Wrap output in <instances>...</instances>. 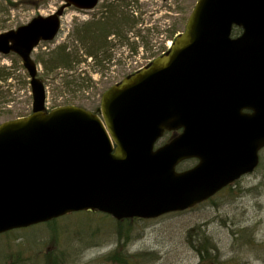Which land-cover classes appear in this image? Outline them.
Wrapping results in <instances>:
<instances>
[{
    "label": "water",
    "instance_id": "obj_1",
    "mask_svg": "<svg viewBox=\"0 0 264 264\" xmlns=\"http://www.w3.org/2000/svg\"><path fill=\"white\" fill-rule=\"evenodd\" d=\"M66 1L92 10L100 0ZM62 15L0 34V54L21 58L33 95L30 116L0 125V234L83 211L156 219L256 170L264 148V0H198L169 53L102 96L101 117L77 106L46 108L32 53L54 42ZM191 158L199 164L176 172Z\"/></svg>",
    "mask_w": 264,
    "mask_h": 264
},
{
    "label": "rangeland",
    "instance_id": "obj_2",
    "mask_svg": "<svg viewBox=\"0 0 264 264\" xmlns=\"http://www.w3.org/2000/svg\"><path fill=\"white\" fill-rule=\"evenodd\" d=\"M31 1L34 0H0V34L38 15L47 16L61 5L60 0H51L48 9L37 11L30 8ZM197 1L133 0L135 11L129 12L137 21L133 35L151 40L150 43L155 45L154 55L167 50L184 31ZM24 6L26 8H22ZM81 21L82 15L69 11L63 20L61 38L50 46L39 47L34 52V59L40 54L45 56L48 49L55 48L63 40L72 41L74 27ZM157 33L169 37L165 39ZM137 39L133 40L142 42V38L139 42ZM74 45L70 44V49ZM147 54L139 48L129 62H121L123 55L117 54L109 71H97L94 60L85 59L82 52L80 56L85 64L75 65L73 71L56 70L47 74L39 65V78L47 88L48 107L78 105L92 111L97 109L106 90L128 73L151 63L148 57L152 54ZM0 73L11 74L7 82L0 78V123L29 116L33 96L28 73L21 60L13 54L0 55ZM74 75L84 77L85 80L80 81L85 84L90 78L93 85L90 83L89 87L93 89L85 91L84 88L67 87L66 82ZM261 158L255 173L243 177L210 201L191 210L154 220L121 223L101 214H74L56 224L36 225L1 235L0 256L10 251L14 254L29 252L32 260L41 259L40 264H54L55 261L58 264H127V261L134 264L135 256L139 257L138 264H198L200 258L186 240L188 233L194 235L201 230L218 245L223 259H233L232 264H264V150ZM53 229H56L58 240ZM3 257L0 264H10Z\"/></svg>",
    "mask_w": 264,
    "mask_h": 264
},
{
    "label": "trees",
    "instance_id": "obj_3",
    "mask_svg": "<svg viewBox=\"0 0 264 264\" xmlns=\"http://www.w3.org/2000/svg\"><path fill=\"white\" fill-rule=\"evenodd\" d=\"M130 2L131 7L127 5V0L109 1V3H113V5H115L116 7L115 9H113V12L104 13L101 17L104 19L102 21H99L100 23H98L97 25L95 24L93 26H87L85 28L80 27V25L75 26L72 33V41H67L61 45L56 46L53 49H48V51L45 52V56L42 54L37 55V63L43 66L44 71L47 74L53 73L56 70L73 71L75 69V65H79L85 62V60L83 61L80 56V53L82 52L84 53L85 59L92 58V61L94 60L96 66L98 67L97 71H109L112 68L111 65L114 60V58L111 56L112 51H110V49L107 50L108 48H104L106 39L109 35L115 36V39L117 40L116 44L119 46L118 48H120L121 44H123L127 40H130L134 46L132 47L133 49H131V51H133L136 55L138 53L139 47H137L138 43L133 39L136 37L138 38L137 41L139 42L142 38L141 41L143 43H147L146 41H148V39L140 35H136L132 39L129 35V33L131 34L133 30H135V26L137 25V21L134 16L129 13L135 11L132 4L133 0H131ZM113 5L111 4V6ZM175 31L176 29L173 32ZM240 31V29H236L234 31V34L238 35ZM72 43L75 44V47H73V49H70V44ZM144 46L146 47V45ZM10 76L11 74L9 73H0V78L5 82H7V80L11 78ZM80 77L81 75L72 76V80H68L66 82L67 87H77V89L84 88L85 91H89V89L91 88L89 87V84L91 83L93 85V82L89 78L87 84L82 83L81 81H84L85 79L84 77ZM81 214L88 216L98 215V213L95 212L80 213V215ZM100 216L105 215L101 214ZM62 219L64 218L53 220L46 225H51L52 223L56 224ZM53 234L55 239L58 240L56 238V229H53ZM191 238L192 241L190 240ZM186 241L191 250L195 252L198 258H200L198 264L233 263V259L228 260L222 258V253L218 245L214 243L212 238L205 236V233L201 230H198L194 235H192V232L188 233ZM15 254L13 253V251H10L6 255H4L3 253L0 258H2L4 255L3 260L9 261L10 264H40L41 259L32 260V255L30 256L31 253L29 252H19L18 254L15 252ZM59 259L60 261H62V258ZM138 259L139 257L135 256V259L133 260L134 264H138ZM54 264H58V262L55 261ZM127 264L131 263L127 261Z\"/></svg>",
    "mask_w": 264,
    "mask_h": 264
},
{
    "label": "flooded vegetation",
    "instance_id": "obj_4",
    "mask_svg": "<svg viewBox=\"0 0 264 264\" xmlns=\"http://www.w3.org/2000/svg\"><path fill=\"white\" fill-rule=\"evenodd\" d=\"M109 1H115V0H100L98 2V5L96 6V8H94L92 10H78V9L72 7V6H68V3H67L66 0H60V2H61L60 7L56 8L54 11H52L47 16L38 15L36 17L42 16V17L47 18V17H50V16L56 14L57 12L63 10V15L61 17L62 22H63V20L65 19L66 15L68 14V12L69 11H74L77 15H82L83 16V21H81V23H77V24L80 25V27L85 28L87 26H93L95 24L97 25L98 23H100L99 21H102L104 19V18H101L104 13H107V12L111 13V12L114 11L113 9H115L116 7H115V5H113V3H109ZM130 1L131 0H127V5L129 7H131V2ZM51 2H52L51 0H34V1H31L30 8L37 9V11L46 10V9H48V5H50ZM111 4L113 6H111ZM132 4H133V2H132ZM22 8H26V7L24 6ZM26 10H30V9H26ZM36 17H34V18H36ZM34 18H32L30 21H32ZM29 22L24 23L22 25H19L16 28H11L10 30L18 29L21 26L27 25ZM78 25H75V26H78ZM62 34H63V28H62V30H60L59 35L57 36V38L54 40L53 43H44V42H42L39 47H42L43 45L45 47H47V46H50L51 44L56 43L58 41V39L61 38ZM157 34L159 36H163V38L165 37V39H167L169 37V35L165 36L162 33H157ZM130 37L133 39V37H134L133 32L131 33ZM67 41L68 40H63V42L59 43L58 45H61L64 42H67ZM150 41L151 40L148 39V41H146L147 43H143V42L138 43L137 47L142 48L143 50L146 49L145 51H146V53H148L147 55H150V54L154 53L153 51L155 49V45L150 43ZM154 42H155V40H154ZM116 43H117V40L115 39L114 35H109L107 37V39H106V42H105V47L104 48L105 49L108 48L107 50L110 49V51H112V55L111 56L113 58L117 54H119V55L121 54V55H123V57H121V62H129V61L134 59L135 54H134L133 51H131V49H133L132 47H134V46H133V44L131 43L130 40H127L126 42H124L123 44L120 45V48H119L120 51L118 50L119 46ZM143 44L146 45V47ZM107 52H109V51H107ZM166 53H167V50L164 49V50H162L161 52H159L156 55L152 54L151 56H149L148 60L150 62H153V61H155L156 59H158L159 57L163 56ZM106 54H108V53H106ZM153 55H154V57H152ZM96 86H98V85H96ZM90 89L92 90L93 88L91 87ZM97 91H98V89H96V92ZM93 111L98 113L99 109L97 108V109H95ZM182 131L183 130L166 131L164 133L163 137L156 143V146H155L156 149L160 148V147H163L164 145H166L167 143L172 141L174 138L179 136L182 133ZM263 150L264 149H262L259 152V158L260 159H259L258 168L260 167V164H261V160H262L261 153H262ZM198 164H199V160L197 158L187 159V160H185V161H183V162H181V163H179L177 165L176 172H178V173L186 172L188 170L193 169ZM258 168H257V170H258ZM235 183H237V182H235ZM234 184H232V185H234ZM232 185L228 186L227 188L232 187ZM128 220L132 221V219H124V220H120V221L114 220V221L121 223V222H124V221L127 222ZM15 231H18V230H15Z\"/></svg>",
    "mask_w": 264,
    "mask_h": 264
}]
</instances>
